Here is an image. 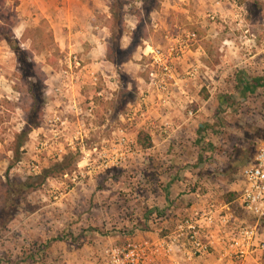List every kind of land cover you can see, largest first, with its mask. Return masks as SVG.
I'll return each instance as SVG.
<instances>
[{
  "label": "rangeland",
  "instance_id": "rangeland-1",
  "mask_svg": "<svg viewBox=\"0 0 264 264\" xmlns=\"http://www.w3.org/2000/svg\"><path fill=\"white\" fill-rule=\"evenodd\" d=\"M211 2L212 0H161L159 9L152 11L148 20L144 19V23L152 29L151 32L154 35H151L154 42L164 46L168 37H173L186 41L190 48L195 40L188 39L187 33L195 32L196 39H200L206 35L207 24H222L220 28L215 27L214 34L230 39L231 50L241 53L240 57L231 53V59L222 62L219 46L210 47L211 55L208 58L210 61L208 65L212 67L214 73L209 92H200L201 96L207 93L208 99L204 103L205 107L199 112L202 117H200V123H197L196 130L198 145L188 150L189 162L186 159V162L184 160L183 163L175 164L178 167L176 171L173 169L172 161L161 163L160 159H154L153 164L156 167L152 170V174L144 170L146 168L143 167L146 161H143L142 151L144 150L137 145V136L130 135L129 131L134 126L125 124V121L121 119L129 110L128 102H132L137 96L138 86L141 84L140 78L143 77L145 81H148L150 68L148 59L140 60L139 66L136 65V60H132L127 65L118 67L119 74L114 77L118 87H114L116 91L113 96L91 95L95 101L93 110L96 116L95 124L103 126L96 133H90L91 137L88 136L84 140L85 146H91L93 142L108 146L114 137L111 130L122 126L126 130L132 153L115 167L96 169L87 173L83 167L87 156L80 149L81 145L77 144L78 138L73 140L72 146H68L61 137L58 143L54 144V148H51L48 141L47 116L49 113L51 115L54 111L62 110L64 106L62 98L58 97L59 93L51 91L50 88L51 85L61 84L59 72L64 67L67 50L58 46V41L55 40L53 30L45 17L37 16L33 14L34 12L15 9L17 18L13 33L23 48H30V42L24 39L23 35L24 29L28 27L43 30L50 28L54 43L50 50L34 56V60L41 66L44 74L41 120L37 127L30 130L26 141L20 147L19 159L13 161V154L9 148L14 133L22 129L25 121L24 113L20 108L23 95L19 88L23 86L17 76L15 55L0 36V152L2 154L0 176H4L8 165H10L9 176L19 179L40 175L45 169L52 168L55 164L66 165V168L59 178L47 177L37 190L27 195L14 219L4 227L0 224V264L3 259L9 263L14 262L25 253L23 244L27 241L24 240L22 244L21 241L18 242V239L15 240L14 233L17 229L12 231V227L18 219L23 223L25 220L23 217L27 218L33 212L43 216L38 220L42 224V230H38L41 235L36 238L48 247V253L43 254L39 261L44 257L52 256L59 264H63L64 252L73 251L77 256L91 249L94 250L109 237L122 239L126 234H133L132 231H128L130 230L128 222L134 219V209L129 211L132 206L130 202L138 198L144 186L139 187L137 184V195H134L135 188L133 189L132 183L135 181V183L143 184L142 181H145L148 176L160 180L166 178L168 174H176L177 180L182 182L179 195L197 193L207 197L221 198L224 194L233 192L231 188L238 178L241 167L252 157L256 144L264 139V86L254 93H249L243 91L239 84L240 79L264 75V0H225L214 22L206 16ZM104 3L109 5V0H104ZM142 4L143 0H131L125 6V26L130 27L135 24L137 17L134 12L141 8ZM103 8L105 9V5ZM154 24L157 26L154 27ZM244 41L248 43L245 44ZM245 59L249 60L247 64L243 63ZM208 60L205 62L207 63ZM217 65L219 66L216 67ZM222 65L228 66L222 71ZM101 84L110 91V85L102 81ZM16 85L18 89L15 88ZM6 100L9 103H5ZM34 165L38 166L36 171L31 169ZM95 177L110 178L113 181L111 185L96 189H109L110 193L102 192V194L108 196L107 198L114 196L116 204L115 202L112 206L106 204L105 208L102 205V209H99V203L94 196L95 190L88 193V197H80L79 201H74L69 207H63V202L54 204L55 201H61L59 193L62 189H69L80 180ZM72 178H74L73 181ZM52 181L63 182L62 188H53ZM153 189L157 190L158 187ZM52 195L59 196L53 198ZM144 208L147 209L145 205ZM63 211H67V218L63 219L67 225L65 227L68 228L67 231L54 227L57 223L45 218L49 212H55L60 216ZM30 221L33 222L28 220L23 226H28ZM31 239H33L32 236ZM16 242L22 244L18 251H14Z\"/></svg>",
  "mask_w": 264,
  "mask_h": 264
},
{
  "label": "crops",
  "instance_id": "crops-1",
  "mask_svg": "<svg viewBox=\"0 0 264 264\" xmlns=\"http://www.w3.org/2000/svg\"><path fill=\"white\" fill-rule=\"evenodd\" d=\"M104 5L105 9L103 8ZM16 8L17 10L22 9L23 11L34 12L33 14L37 16L45 17L53 30L55 40L58 41V46L63 50H67V53L72 51L79 53L87 63L85 65L87 66V71H84L82 75V82L86 83L84 86L85 90L91 94H95L97 88L90 83V74H103L106 84L114 89V87H118L114 77L119 74V66L123 67L132 60H136V65L139 66L138 62L140 60L148 59L147 53L150 47L162 46V44L154 42L152 36L154 34L151 32L147 38L143 39L134 48L131 53V59L121 65H115L107 59V50L111 42V33L108 27L110 11L108 9L109 5L105 4L104 0H19ZM136 24L137 20L130 27L124 24V30L119 37L120 48H125L130 44L131 34L137 27ZM207 25L205 26L206 35L195 40L192 47L185 49L180 57L175 60L173 82H170V93L164 103L161 101L162 94L149 87L143 77L140 78L141 84L138 86L136 98L132 102H128V105H130L140 98L144 102L145 116L142 118V122L137 123V126H134L129 132L130 135L137 136L138 130L143 129L151 137L152 146L148 149H141L144 150L142 151L143 161H146L143 163V167H146L144 169L146 173L152 174V170L156 167L153 164L154 159H160L161 163L163 161H172L175 171L178 169L175 164L183 163L184 160L186 162V159L188 162L190 161L188 150L198 145L196 142V130L198 128L197 123H200V117H202L199 112L205 107L204 103L208 99L207 93H205V96H201L200 92H209L214 73L212 67L208 65L210 62L208 58L211 55L210 47L219 46L218 50L221 52L222 62L231 59V53L238 57L241 55V53L231 50L230 39L224 38L222 35L217 36L216 33L214 34L215 27L220 28L223 26L222 24L211 23ZM156 26L157 24H154V27ZM177 40V38L168 37L166 45L169 46ZM243 43L246 44L248 42L244 41ZM166 45L163 47H167ZM205 60H208L207 63ZM248 61V59H245L243 63ZM227 66L222 65V71ZM85 90L84 93H86ZM114 93V91H111V96ZM189 109L192 110L191 115L188 114ZM138 125H143V127L138 128ZM133 167L136 168L134 165ZM112 182L110 178L101 179L99 177L80 180L74 187L62 189V192L59 193L60 196L58 195L61 201H55L54 204L63 202V207H69L74 201H79L80 197H88V193H92L95 190L94 196L99 203V209H102L103 206L105 208L106 204L112 206L116 198L112 195L107 198L108 196L106 197L102 194V192L110 193V190L96 189L97 187L111 185ZM51 183L53 188H62L63 185V182L60 181H52ZM142 183H135V181L132 183L133 189L135 188L134 195H137V184L139 187H144L136 200L128 201V203H132L129 211L134 209V219L128 222L130 227L128 231H132L137 236L153 232L160 226V221L169 214L184 212L213 198L219 201L223 200L217 196L207 197V195H199L197 193L179 195V187L182 182L177 180L176 174H168L166 178H161L160 180L148 176ZM235 184L231 191L236 189ZM155 187H158V189H153ZM58 196L55 195L53 198H58ZM144 205L147 209L144 208ZM54 213H47L45 218L51 219L54 223L56 222L57 224H54V227L67 231L68 228H65L67 225L63 222V219L67 218V211H63L60 216ZM42 217L40 213L33 212L29 214V217H23L25 218L23 223L18 219L15 226L12 227V231L17 229L14 236L15 240L18 239V242L21 241L23 244L24 240L25 242L27 241L26 244H23L25 253L20 255L18 260L14 262L9 263L3 259L1 260L2 264H59L52 256L44 257L39 261L43 254L48 253L46 244L36 238L41 235L38 230H42V224L38 220ZM28 220H33V222H28V226L24 227V223ZM70 230L73 231L72 228ZM31 236L33 239H31ZM261 237L264 238V229ZM110 238H107L106 241L110 240ZM18 242H16L14 251H18L21 248L22 244L20 245ZM4 249L6 248L4 247ZM93 252L94 250L91 249L77 256L73 251L64 252L62 255L63 264H91L93 262ZM28 254L29 256H27ZM192 264H264V250L258 251L241 262L220 260L215 253H211L205 258L196 259Z\"/></svg>",
  "mask_w": 264,
  "mask_h": 264
},
{
  "label": "built area",
  "instance_id": "built-area-1",
  "mask_svg": "<svg viewBox=\"0 0 264 264\" xmlns=\"http://www.w3.org/2000/svg\"><path fill=\"white\" fill-rule=\"evenodd\" d=\"M224 1L212 0L206 14L209 20L214 22L219 16V8ZM186 36L197 40L195 32H189ZM188 48L190 45L186 41L178 39L167 47L159 45L148 50L150 68L147 84L162 94L163 103L170 93L175 60ZM86 64L76 51L68 52L64 57V67L59 72L61 84L51 85L50 88L59 93L58 97L62 98L64 106L62 110L54 111L51 115L49 113L47 131L51 148L61 137L68 146H72L73 140L78 138L77 144L81 145L80 149L87 156L84 171L89 173L96 169L115 167L132 152L122 126L111 130L114 137L108 146L95 142L85 146L84 140L91 137L90 133L102 127L101 124H95L93 93H88L84 87L86 83L82 82V75L87 71ZM90 77V83L97 88L93 95L111 96V91H115L110 87L108 92L101 84V81L106 84L103 74L94 73ZM188 114H192L191 109ZM144 116V102L140 98L129 105V110L121 119L125 124L137 126ZM141 127L143 125H138V128ZM31 169L36 171L38 166L34 165ZM235 183L233 192L236 197L231 201L206 200L184 212L169 214L160 221L158 228L146 235L126 234L122 239L103 241L95 247L91 264H192L196 259L205 258L211 253H215L220 260L241 262L263 251L264 140L256 144L252 157L241 167Z\"/></svg>",
  "mask_w": 264,
  "mask_h": 264
},
{
  "label": "trees",
  "instance_id": "trees-1",
  "mask_svg": "<svg viewBox=\"0 0 264 264\" xmlns=\"http://www.w3.org/2000/svg\"><path fill=\"white\" fill-rule=\"evenodd\" d=\"M131 1V0H130ZM129 0H109L110 19L108 27L111 33V42L107 50V59L115 65L131 59V53L141 41L149 36L152 29L144 23V19H149L152 11L159 9L161 0H143L141 8L134 13L137 17L136 28L131 34V42L125 48L119 47V37L124 30V8L130 3ZM18 0H0V36L15 55L17 63L18 79L23 88V97L20 100V108L24 113V125L19 132H15L9 150L13 154V161L19 159V149L27 139V135L40 123L42 111V88L44 74L41 66L34 60L35 54L50 50L53 43V33L50 28L45 30L37 27L24 29V39L30 42V48L25 49L21 46L19 39L13 33L16 23L15 7ZM241 88L245 92L254 93L258 88L264 86V75L240 79ZM18 89V85L15 86ZM2 103L4 101L2 100ZM5 103H9L7 100ZM137 145L142 149L152 146L151 137L148 132L139 129L136 139ZM0 157L2 154L0 152ZM4 176H0V224L6 226L14 219L16 212L22 202L26 200L29 193L37 190L47 177L59 178L63 175L66 165L55 164L52 168H47L37 176H30L26 179L11 178L8 169ZM40 181H38V180ZM236 197L235 192H228L221 198L231 201Z\"/></svg>",
  "mask_w": 264,
  "mask_h": 264
}]
</instances>
